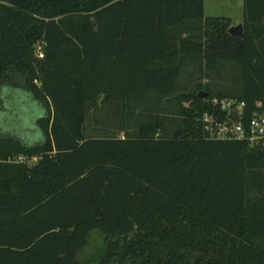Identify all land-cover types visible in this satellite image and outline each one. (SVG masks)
<instances>
[{
	"label": "trees",
	"instance_id": "obj_1",
	"mask_svg": "<svg viewBox=\"0 0 264 264\" xmlns=\"http://www.w3.org/2000/svg\"><path fill=\"white\" fill-rule=\"evenodd\" d=\"M203 3L0 0V109L44 111L0 130V264H264V144L203 121L264 114V0L239 36Z\"/></svg>",
	"mask_w": 264,
	"mask_h": 264
},
{
	"label": "rangeland",
	"instance_id": "obj_2",
	"mask_svg": "<svg viewBox=\"0 0 264 264\" xmlns=\"http://www.w3.org/2000/svg\"><path fill=\"white\" fill-rule=\"evenodd\" d=\"M203 4L205 16L229 17L232 25H237L243 20V0H204ZM2 92L4 107L0 109V130L29 143L38 140L40 135L35 120L44 114L43 109L22 89L5 87ZM35 161V158H32L29 163ZM100 242L101 236L91 233L89 243L80 257L87 258Z\"/></svg>",
	"mask_w": 264,
	"mask_h": 264
},
{
	"label": "built area",
	"instance_id": "obj_3",
	"mask_svg": "<svg viewBox=\"0 0 264 264\" xmlns=\"http://www.w3.org/2000/svg\"><path fill=\"white\" fill-rule=\"evenodd\" d=\"M41 56V54L39 55ZM226 111L225 120L215 118L209 113L203 117L205 129L215 138H235L248 140L251 144H264V114L255 113L244 123L240 120L244 103L236 100H213ZM233 115V116H232ZM238 119V120H237Z\"/></svg>",
	"mask_w": 264,
	"mask_h": 264
},
{
	"label": "water",
	"instance_id": "obj_4",
	"mask_svg": "<svg viewBox=\"0 0 264 264\" xmlns=\"http://www.w3.org/2000/svg\"><path fill=\"white\" fill-rule=\"evenodd\" d=\"M243 26L242 23H239L237 25H232L229 27L228 32L232 35L239 36L242 34ZM208 93L205 91L198 92L199 97H205Z\"/></svg>",
	"mask_w": 264,
	"mask_h": 264
}]
</instances>
